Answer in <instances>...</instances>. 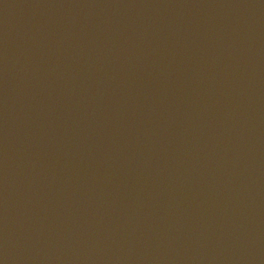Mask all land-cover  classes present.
<instances>
[{
	"label": "water",
	"instance_id": "1",
	"mask_svg": "<svg viewBox=\"0 0 264 264\" xmlns=\"http://www.w3.org/2000/svg\"><path fill=\"white\" fill-rule=\"evenodd\" d=\"M0 264H264V0H0Z\"/></svg>",
	"mask_w": 264,
	"mask_h": 264
}]
</instances>
